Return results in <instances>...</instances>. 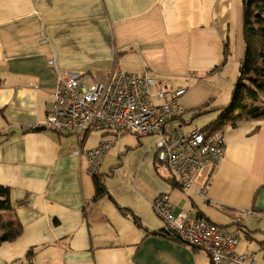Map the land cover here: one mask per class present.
<instances>
[{
  "label": "crops",
  "instance_id": "1",
  "mask_svg": "<svg viewBox=\"0 0 264 264\" xmlns=\"http://www.w3.org/2000/svg\"><path fill=\"white\" fill-rule=\"evenodd\" d=\"M243 13L244 0H0V186L10 188L24 227L17 241L0 246V264H27L31 249L34 264H212L200 248L147 234L165 229L152 208L162 194L175 215L184 211L237 233V253L264 264V121L223 130L225 157L206 198L169 182L157 155L167 186L148 185L144 163L128 172L132 185H116L112 169L127 138L92 172L90 154L106 131H25L45 121L58 72L106 83L114 69L148 71L186 91V111L206 104L220 92L203 94L204 81L228 84L241 67ZM185 115L170 128L193 129ZM94 175L105 178L109 195L95 199Z\"/></svg>",
  "mask_w": 264,
  "mask_h": 264
},
{
  "label": "built area",
  "instance_id": "2",
  "mask_svg": "<svg viewBox=\"0 0 264 264\" xmlns=\"http://www.w3.org/2000/svg\"><path fill=\"white\" fill-rule=\"evenodd\" d=\"M50 63L55 65L54 61ZM58 76L45 121L25 131L60 134L106 131L108 137L90 154L92 172H97L106 153L122 137L156 135L157 160L168 166L181 188L194 189L206 198L212 173L225 157L226 138L223 130L210 135L198 127L187 132L170 128V121L186 114L180 102L186 93L184 89L177 90L153 79L148 71L134 74L114 69L106 83H90L88 74L77 71L58 72ZM152 208L165 222L166 231L206 251L212 264H256L255 255L237 253L240 242L237 233L184 211L175 215V205L168 194L158 196Z\"/></svg>",
  "mask_w": 264,
  "mask_h": 264
},
{
  "label": "trees",
  "instance_id": "3",
  "mask_svg": "<svg viewBox=\"0 0 264 264\" xmlns=\"http://www.w3.org/2000/svg\"><path fill=\"white\" fill-rule=\"evenodd\" d=\"M243 37L245 56L232 94V101L222 109L216 121L203 128L204 133L211 135L229 126L235 127L239 123L264 121V0H244ZM183 117L177 118L182 124ZM167 180L179 186L173 176ZM94 181L95 199L109 195L104 177L94 175ZM123 210L129 211V209ZM14 212L10 188L0 186V246L17 241L23 234L24 227ZM136 223L142 226L137 218ZM147 234L166 235L179 240L176 235L165 229L147 231ZM34 256L33 249L27 252L25 256L27 264H34Z\"/></svg>",
  "mask_w": 264,
  "mask_h": 264
},
{
  "label": "rangeland",
  "instance_id": "4",
  "mask_svg": "<svg viewBox=\"0 0 264 264\" xmlns=\"http://www.w3.org/2000/svg\"><path fill=\"white\" fill-rule=\"evenodd\" d=\"M241 44L244 46L243 54H242V61L244 60L245 56V42L244 37H242ZM235 70V78L230 82L226 83L225 78L219 81H204L207 85L208 91H203V94H207L212 90H218L220 94L212 100H208L206 104H200L195 109H190L186 111L185 120L191 121L189 125L195 128H206L211 123L216 121L219 118L222 109L227 107L232 101V94L235 88V84L239 79L240 75V67L236 66ZM201 98V96L197 99ZM185 129L187 126H184ZM105 132V131H101ZM126 139V150L123 154H117V159L120 161L117 166H115L112 171L114 172L115 176V184L125 186V184L129 183L132 185V180H129V171H133L134 173L138 172L142 163V178L148 185L151 187L156 186V188L160 186H167L166 183L163 181L159 173L166 171V168L154 164L157 155V148L156 145L159 142V138L156 136H148V137H138L137 135H126L122 137V139ZM120 140V139H119ZM118 143V142H117ZM114 147L111 148V150ZM109 150V152L111 151ZM108 152V153H109ZM125 160L126 165L123 167L121 166V161ZM120 165V166H119ZM120 167V168H119ZM111 171V172H112ZM109 172L107 175H110ZM117 172V175H116ZM113 176V178H114ZM110 179V178H109ZM130 181V182H129ZM41 263V262H40ZM37 264V263H35Z\"/></svg>",
  "mask_w": 264,
  "mask_h": 264
},
{
  "label": "water",
  "instance_id": "5",
  "mask_svg": "<svg viewBox=\"0 0 264 264\" xmlns=\"http://www.w3.org/2000/svg\"><path fill=\"white\" fill-rule=\"evenodd\" d=\"M193 246V245H192ZM194 247V246H193Z\"/></svg>",
  "mask_w": 264,
  "mask_h": 264
}]
</instances>
